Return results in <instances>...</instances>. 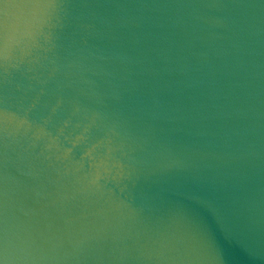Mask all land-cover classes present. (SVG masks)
I'll list each match as a JSON object with an SVG mask.
<instances>
[{
	"label": "water",
	"instance_id": "water-1",
	"mask_svg": "<svg viewBox=\"0 0 264 264\" xmlns=\"http://www.w3.org/2000/svg\"><path fill=\"white\" fill-rule=\"evenodd\" d=\"M0 264H264V0H0Z\"/></svg>",
	"mask_w": 264,
	"mask_h": 264
}]
</instances>
